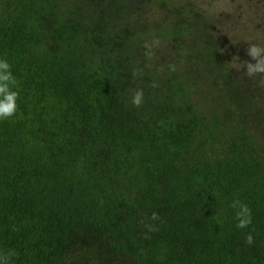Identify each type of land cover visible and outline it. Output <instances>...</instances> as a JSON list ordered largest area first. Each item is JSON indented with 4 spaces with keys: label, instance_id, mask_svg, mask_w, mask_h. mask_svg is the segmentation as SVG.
I'll list each match as a JSON object with an SVG mask.
<instances>
[{
    "label": "trees",
    "instance_id": "1",
    "mask_svg": "<svg viewBox=\"0 0 264 264\" xmlns=\"http://www.w3.org/2000/svg\"><path fill=\"white\" fill-rule=\"evenodd\" d=\"M210 14L194 0L154 1L132 40L177 57L160 67L161 105L136 108L120 63L92 59L108 49V31L62 5L0 0V58L19 85L16 115L0 120L8 264H66L80 231L85 242L137 236L147 264H264V107L254 102L262 85L238 70L251 59L243 32L197 41ZM99 148L114 159L107 169L91 164L76 178L66 167V157ZM234 201L250 211L245 228ZM120 213L139 225L122 230Z\"/></svg>",
    "mask_w": 264,
    "mask_h": 264
},
{
    "label": "rangeland",
    "instance_id": "2",
    "mask_svg": "<svg viewBox=\"0 0 264 264\" xmlns=\"http://www.w3.org/2000/svg\"><path fill=\"white\" fill-rule=\"evenodd\" d=\"M39 5L50 9L54 5L75 10L82 23L88 28L97 27L104 29L110 34L108 49L97 53L92 57L97 63H113L118 61L121 65L119 79L126 85L127 94L131 98L133 90L142 89L144 93L143 108H157L164 100L162 77L160 67L166 63L175 62L176 50L168 48L160 43L154 45L137 46L132 40L136 32L143 31L149 24L155 0H37ZM203 8L212 9L207 28L202 29L201 35L196 36L198 42L204 39H219L218 31L230 27L231 33L247 36L244 41L257 43L260 38V45L264 46V0H194ZM150 12V13H149ZM224 17V18H222ZM228 21V23L225 21ZM205 25V22H201ZM246 37L240 38L241 40ZM248 41V42H247ZM245 49L248 46H244ZM243 47V49H244ZM190 74V73H189ZM155 83V87H153ZM262 86L264 84H261ZM262 86L257 95L256 104H263L264 90ZM257 94V91L254 92ZM97 149L95 152L78 154L76 160L71 156L64 159L66 167L76 171V178L84 175L91 164H96L102 169H107L114 162L111 155H106L104 150ZM58 169V168H57ZM74 178L71 179L73 181ZM84 179H78L77 183H83ZM79 191L77 195H79ZM121 220L119 227L124 230L128 223H138L135 217L127 218L120 213ZM141 226H136L140 228ZM86 233L78 232L68 254L66 264H147L143 261V250L138 248L142 239L137 236L111 239L108 236L96 233L87 234L92 236L89 242L83 240ZM113 247H118L114 252ZM155 248V247H154ZM148 253L155 251L147 250Z\"/></svg>",
    "mask_w": 264,
    "mask_h": 264
},
{
    "label": "clouds",
    "instance_id": "3",
    "mask_svg": "<svg viewBox=\"0 0 264 264\" xmlns=\"http://www.w3.org/2000/svg\"><path fill=\"white\" fill-rule=\"evenodd\" d=\"M148 47V45H146ZM246 55L251 59L240 63L238 70H243L244 75L249 79L260 77V83L264 84V46L256 43H249L246 49ZM174 71L175 66L170 65ZM155 87V83L152 85ZM19 85L17 78L11 70V65L7 59L0 58V120H9L14 117L17 112L19 98ZM133 107L140 108L144 103V93L142 89L133 90L130 98ZM233 208L239 209L236 214L238 220L237 227L245 228L251 223V214L246 205H242L239 201H234L231 205ZM246 217V218H245ZM152 218H158L156 213L152 214ZM254 238L249 234L246 243L251 245ZM11 253L0 254V264H8Z\"/></svg>",
    "mask_w": 264,
    "mask_h": 264
}]
</instances>
